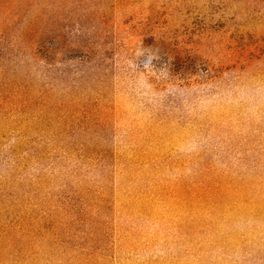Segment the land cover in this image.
Masks as SVG:
<instances>
[{
  "label": "rangeland",
  "instance_id": "obj_1",
  "mask_svg": "<svg viewBox=\"0 0 264 264\" xmlns=\"http://www.w3.org/2000/svg\"><path fill=\"white\" fill-rule=\"evenodd\" d=\"M0 264H264V0H0Z\"/></svg>",
  "mask_w": 264,
  "mask_h": 264
}]
</instances>
